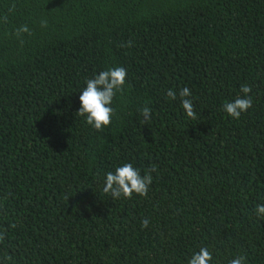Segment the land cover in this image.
Listing matches in <instances>:
<instances>
[{
    "label": "trees",
    "instance_id": "trees-1",
    "mask_svg": "<svg viewBox=\"0 0 264 264\" xmlns=\"http://www.w3.org/2000/svg\"><path fill=\"white\" fill-rule=\"evenodd\" d=\"M117 66L124 92L98 132L79 95ZM244 84L252 107L232 119ZM184 87L194 120L166 97ZM124 163L156 166L146 196L103 193ZM258 204L264 0H0V264H187L200 247L264 264Z\"/></svg>",
    "mask_w": 264,
    "mask_h": 264
},
{
    "label": "clouds",
    "instance_id": "clouds-1",
    "mask_svg": "<svg viewBox=\"0 0 264 264\" xmlns=\"http://www.w3.org/2000/svg\"><path fill=\"white\" fill-rule=\"evenodd\" d=\"M7 22V17L4 18ZM46 26V21L43 22ZM31 34L27 25H22L15 30V35L20 38L22 34ZM132 41L122 44L121 47H132ZM127 70L123 67H113L102 70L94 77L86 81V86L79 95V109L76 114L85 118V123L92 129L103 132L112 122L115 109L112 107L113 100L118 93L124 92ZM242 95L237 96L234 101L223 104V111L232 119H239L243 113L252 107L251 86L244 84L240 87ZM180 98V105L189 119H196V113L193 106L191 90L188 87L180 89L177 94L169 89L166 97L172 100ZM143 118L142 122L146 125L152 119V109L145 105L140 109ZM156 171V166L141 175L140 170L131 163H124L109 171L105 175L103 193L109 195L113 200L121 198L131 199L133 194L144 197L148 194L149 186L153 182L152 172ZM255 213L258 217H264V204H258L255 207ZM150 221L144 218L141 221V227H148ZM14 227V225H13ZM6 230H0V241L4 240ZM213 260L212 253L207 247H200L198 251L193 252L187 260V264H211ZM229 264H246V257L238 255L233 258Z\"/></svg>",
    "mask_w": 264,
    "mask_h": 264
}]
</instances>
